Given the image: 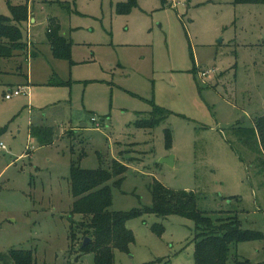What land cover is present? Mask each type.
Here are the masks:
<instances>
[{
	"label": "rangeland",
	"instance_id": "374dc122",
	"mask_svg": "<svg viewBox=\"0 0 264 264\" xmlns=\"http://www.w3.org/2000/svg\"><path fill=\"white\" fill-rule=\"evenodd\" d=\"M127 1L30 0L20 25L28 52L0 59V257L32 251L35 264H95L79 242L70 252L69 177L74 164L113 171L117 161L128 170L119 187L109 182L111 210L151 208L155 181L194 192L198 210L238 213L245 230L262 233L236 249L264 263V176L230 145L233 128L264 116V5L138 0L119 12ZM0 16L11 18L7 0ZM50 18L72 43L70 60L53 56ZM158 107L165 116L145 126ZM32 122L54 127V142L33 139ZM127 227L135 242L114 264H195L189 218L145 214Z\"/></svg>",
	"mask_w": 264,
	"mask_h": 264
},
{
	"label": "trees",
	"instance_id": "16d2710c",
	"mask_svg": "<svg viewBox=\"0 0 264 264\" xmlns=\"http://www.w3.org/2000/svg\"><path fill=\"white\" fill-rule=\"evenodd\" d=\"M15 1L21 4L14 5ZM11 10V18L0 16V59H12L16 52H28V43L23 42L20 25L29 20L30 0H7ZM237 4L264 5V0H235ZM63 6L65 4L61 3ZM138 0H128L119 5V12H130L137 6ZM48 42L53 56L59 60H70L72 43L61 35L60 22L49 19ZM37 56V55H34ZM153 118L144 123L154 127L164 117L162 108H155ZM56 129L52 126H36L30 124V136L37 139L41 145L54 142ZM234 142L230 143L240 159L248 166L254 165L258 173L264 176V116L256 119L250 127L233 128ZM249 159V160H248ZM127 167L114 162L113 171L82 170L76 164L72 166L69 177L70 189L74 202L70 220L71 250L77 249L81 254H94L95 264H114L115 251L127 253L135 242L134 233L128 229V221L154 214L167 218L171 215H181L192 220L195 225V264H250L238 254L237 247L242 242L261 240L263 235L257 231L245 230L238 213H222L214 218L198 210L197 195L194 192L168 190L160 182L155 181L151 187L153 206L151 208L134 209L130 212L111 210L113 204L112 190L109 182L116 179L115 187L123 181ZM258 174V175H259ZM121 177V178H120ZM81 216L76 222L74 216ZM159 234L163 227L154 229ZM90 243L83 247L84 240ZM0 260L6 264H35L32 251L12 250ZM264 264V263H262Z\"/></svg>",
	"mask_w": 264,
	"mask_h": 264
},
{
	"label": "built area",
	"instance_id": "2783aa9c",
	"mask_svg": "<svg viewBox=\"0 0 264 264\" xmlns=\"http://www.w3.org/2000/svg\"><path fill=\"white\" fill-rule=\"evenodd\" d=\"M206 76V73H202L201 74V77H205ZM23 93V91L19 88L18 90L16 91H10L9 94L6 95V99L7 100H11L13 99L14 97H17V96H20L21 94ZM92 122H97V119L96 118H92ZM0 149H5V147L3 146V144H0Z\"/></svg>",
	"mask_w": 264,
	"mask_h": 264
},
{
	"label": "water",
	"instance_id": "95a60500",
	"mask_svg": "<svg viewBox=\"0 0 264 264\" xmlns=\"http://www.w3.org/2000/svg\"><path fill=\"white\" fill-rule=\"evenodd\" d=\"M161 162L170 165V164H172V158H165V159H162ZM89 243H90V239H89V238H86V239L84 240L83 247L87 246Z\"/></svg>",
	"mask_w": 264,
	"mask_h": 264
},
{
	"label": "crops",
	"instance_id": "0c3cea01",
	"mask_svg": "<svg viewBox=\"0 0 264 264\" xmlns=\"http://www.w3.org/2000/svg\"><path fill=\"white\" fill-rule=\"evenodd\" d=\"M34 21V19H32V22ZM30 45V44H29ZM30 82V78L28 77V83ZM30 90H33L34 88H31V87H28ZM57 108V107H56ZM55 108V109H56ZM60 108V107H59ZM33 111H37V110H33ZM47 111V109H42V110H39L38 112H37V114H40V113H42L43 115H44V113ZM83 126H86V125H83Z\"/></svg>",
	"mask_w": 264,
	"mask_h": 264
}]
</instances>
